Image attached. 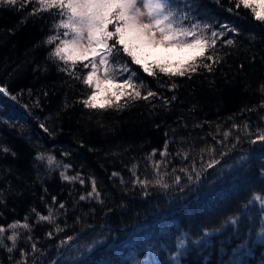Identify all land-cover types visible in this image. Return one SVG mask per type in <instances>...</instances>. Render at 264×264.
<instances>
[{"label":"trees","instance_id":"16d2710c","mask_svg":"<svg viewBox=\"0 0 264 264\" xmlns=\"http://www.w3.org/2000/svg\"><path fill=\"white\" fill-rule=\"evenodd\" d=\"M22 3L0 6V87L9 92L0 93V226L6 236L14 222L29 223L31 231L16 230L12 253L0 247V264H50L63 249L61 240L103 227L111 228L112 236L86 264H176L177 257V264H264V209L253 200L264 196V146L250 143L264 131V24L249 9L235 8V0H220V5L197 0L193 15L200 22L217 31H226L223 24L239 31L226 32L217 41L222 62L210 73L201 69L191 79L171 80L162 74L149 77L132 65L146 83L142 92L150 87L158 97L130 102L121 111H90L80 101L91 89L48 58L54 45L44 42L55 34L58 18L47 12L31 16L34 0ZM228 39L235 45H227ZM87 71L77 65L81 77ZM160 97L171 103L163 105ZM224 132L231 135L225 139ZM4 147L11 151L3 152ZM38 153L54 156L61 167L37 161ZM242 154L248 155L250 168L233 171L207 193L210 160L218 159L219 165ZM154 161H164L161 171H167L164 178L171 187L150 186L145 196L131 170L135 165L141 179H153ZM64 164L70 165L66 174L78 175V180L61 177ZM182 168L193 176L199 171L198 183ZM114 172L119 175L112 176ZM92 179L100 197L80 200L91 191ZM50 206L56 225L40 222L36 215H47ZM237 215L233 226L230 217ZM56 226L62 231L56 232ZM33 243L40 251H32ZM5 244L11 247L10 241Z\"/></svg>","mask_w":264,"mask_h":264},{"label":"snow or ice","instance_id":"6c2138e0","mask_svg":"<svg viewBox=\"0 0 264 264\" xmlns=\"http://www.w3.org/2000/svg\"><path fill=\"white\" fill-rule=\"evenodd\" d=\"M28 2L32 0H23L21 7ZM214 2L220 5V0H214ZM229 2L231 3V0ZM34 3L33 11L29 15L38 16L39 13L47 12L58 18L55 34L49 35L44 42L54 45L49 51L48 58L57 62L58 66L63 65L59 67L61 72H66L73 79L81 80L83 85L91 89L86 98L80 101L84 108L90 111L109 108L121 111L127 108L130 102L140 100L151 102V98L158 97V93L150 87L146 92H142V89L146 88V83L132 65L138 66L153 78L162 74L169 80L174 77L191 79L192 75L201 69L210 73L214 65L222 62V57L217 55L216 46L217 41L222 40L226 32L239 34L238 29L229 24L222 26L226 31H217L213 24L200 22L197 16L193 15L198 7L197 0H34ZM181 3L184 7H180ZM17 4L18 0H0V6H16ZM241 6L249 9L253 18L264 24V0H235V8L238 9ZM53 10L56 11L53 12ZM227 10L233 11L231 7ZM185 21L189 23L185 24ZM252 39L255 37L253 36ZM226 43L234 46L236 41L228 39ZM124 57L128 59L125 60ZM78 64L84 69H89L82 77L77 72ZM120 77L123 79L120 80ZM109 85L112 87H108ZM177 87L176 83L171 84L172 90ZM260 91L264 92V84L260 86ZM0 93L9 95L6 87H0ZM124 97L127 99L124 103H120L121 98ZM11 98L16 99L15 96ZM160 99L163 105L167 106L171 100L176 99V96L173 95L171 100L163 97ZM261 107L264 108V104H261ZM248 110L251 111V109ZM40 127L45 132H49L44 124ZM244 127L246 129L247 124ZM230 135V132L223 133L225 139ZM250 143H261L264 146V131H259ZM10 151L7 147L3 148L5 153ZM210 151L214 153L216 149L212 148ZM12 155L15 153L13 152ZM154 155L155 151L152 153V156ZM162 155L165 157L168 155L167 144ZM183 158L189 159L188 153H184ZM35 159L41 162L46 160L49 167L53 165L61 167L52 155L45 156L44 153H38ZM241 159L243 160L244 157ZM163 163L164 161L153 162L155 172L153 179L147 177L141 179L136 174V166H133L131 171L135 177L134 184L144 190L145 196L149 195L147 189L150 186L165 190L171 187L164 178L168 175L167 171H161ZM218 163V159H211L205 167L212 168ZM69 167L70 165L67 164L62 165L64 170L60 173L61 177L69 182L78 180V175L66 174ZM191 167L195 171V165ZM181 171L188 175L190 181L198 183L199 171L195 172V176L188 169L182 168ZM118 175L119 173H112L114 177ZM120 182L124 183L123 178ZM175 182L179 183V177ZM80 183L83 184L84 181L81 179ZM100 195L97 182L92 179L91 191L87 196L81 195L79 199L98 198ZM253 200L258 201L264 209V196L255 195ZM253 200L248 201L244 207L247 208ZM100 202L103 203V201ZM59 208L64 209L65 204L60 203ZM33 212H36V209H33ZM36 215L38 221L56 225L54 210L51 206L48 208L47 215L39 212H36ZM239 219V215L230 217L231 225H237ZM19 228L31 231L29 223L14 222L7 226V229H11V233L6 236V228L0 226V247H6L9 253L17 247L19 233L16 230ZM60 231L62 229L56 226V232ZM52 235L50 231L48 236ZM205 235L208 233L206 232ZM5 240L11 242V247L5 244ZM71 240L72 237H68V241ZM65 243L67 241H60L61 246ZM31 247L33 252L40 251L35 243ZM180 247H183V242ZM22 255L27 254L22 253ZM21 264H27V261H22Z\"/></svg>","mask_w":264,"mask_h":264},{"label":"rangeland","instance_id":"374dc122","mask_svg":"<svg viewBox=\"0 0 264 264\" xmlns=\"http://www.w3.org/2000/svg\"><path fill=\"white\" fill-rule=\"evenodd\" d=\"M121 78L123 79V77L119 79ZM108 87L112 86L109 85ZM242 157H244L243 160L241 159ZM245 167L250 168V161L247 154L238 155L231 160L214 166L208 181L207 193L212 191L225 176L233 171L245 170ZM111 236L112 229L103 227L92 229L80 236L72 238L71 241L67 240L63 249L57 255L55 254L50 264H86L93 259L94 251L104 246ZM183 240L184 238L179 241L185 242ZM178 259V257L175 259L176 264L178 263Z\"/></svg>","mask_w":264,"mask_h":264}]
</instances>
